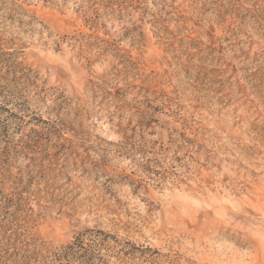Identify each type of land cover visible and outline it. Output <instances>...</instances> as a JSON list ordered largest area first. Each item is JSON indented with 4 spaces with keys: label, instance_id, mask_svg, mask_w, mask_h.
<instances>
[{
    "label": "rangeland",
    "instance_id": "1",
    "mask_svg": "<svg viewBox=\"0 0 264 264\" xmlns=\"http://www.w3.org/2000/svg\"><path fill=\"white\" fill-rule=\"evenodd\" d=\"M74 1L0 8V234L264 264V0Z\"/></svg>",
    "mask_w": 264,
    "mask_h": 264
},
{
    "label": "trees",
    "instance_id": "2",
    "mask_svg": "<svg viewBox=\"0 0 264 264\" xmlns=\"http://www.w3.org/2000/svg\"><path fill=\"white\" fill-rule=\"evenodd\" d=\"M31 0H0V8L5 10L15 7L21 10L23 4ZM44 3L67 6L73 0H39ZM125 0H75L74 4L87 15V20L94 26L104 24L107 14L113 6H122ZM50 37V34H49ZM63 40V39H61ZM0 234V264H109L108 252L116 251L121 245L120 240L111 233L103 230L87 229L79 233L74 239L56 248L39 247L30 238L25 225L18 220L2 225ZM118 251V250H117ZM119 255H125L122 262L131 252L120 249ZM142 252V251H140ZM122 257V256H120Z\"/></svg>",
    "mask_w": 264,
    "mask_h": 264
}]
</instances>
